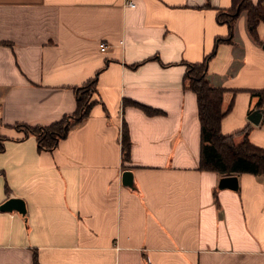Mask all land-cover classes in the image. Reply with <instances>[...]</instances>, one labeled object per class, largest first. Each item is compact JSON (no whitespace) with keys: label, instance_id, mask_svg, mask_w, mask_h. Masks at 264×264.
<instances>
[{"label":"crops","instance_id":"obj_1","mask_svg":"<svg viewBox=\"0 0 264 264\" xmlns=\"http://www.w3.org/2000/svg\"><path fill=\"white\" fill-rule=\"evenodd\" d=\"M231 6L0 0V206L15 197L26 209L0 208V264H264V175L234 173L237 188L220 187L226 174L199 168L198 96L184 86L188 63L216 48L207 77L224 89L221 129L250 123L264 147L252 93L264 89V20L252 32L243 10L232 40L217 43L230 33L218 12ZM96 75L89 115L41 149L23 125L73 113ZM127 169L138 189L123 183Z\"/></svg>","mask_w":264,"mask_h":264},{"label":"trees","instance_id":"obj_2","mask_svg":"<svg viewBox=\"0 0 264 264\" xmlns=\"http://www.w3.org/2000/svg\"><path fill=\"white\" fill-rule=\"evenodd\" d=\"M243 10L247 12V21L252 32L257 24L264 20V0H258L257 3L253 0H232V6L229 9H222L218 12V20L229 24L230 33L228 37H218L217 43L221 40H232L235 20ZM215 52L216 48L207 54L203 61L188 63L184 77V86L194 90L198 96L202 138L199 168L215 170L226 175L241 172L264 175V147L250 140L249 132L252 124L249 123L243 129L229 134L221 129L222 120L229 111V108L222 107L224 89L212 85L207 77L208 62ZM96 92L97 75L77 88V109L73 113L65 114L61 119L48 125L25 124L23 126L37 137L41 149H53L61 138L89 115L92 105L97 101L94 98ZM252 93L259 95L258 104L263 106L264 89H255ZM142 106L150 114L160 112L147 105ZM238 134L244 135L240 142L235 139ZM130 147L129 130L124 124L122 149L125 161L130 159ZM35 264H39L37 259H35Z\"/></svg>","mask_w":264,"mask_h":264},{"label":"water","instance_id":"obj_3","mask_svg":"<svg viewBox=\"0 0 264 264\" xmlns=\"http://www.w3.org/2000/svg\"><path fill=\"white\" fill-rule=\"evenodd\" d=\"M263 115V108L254 109L248 116L251 122L258 124ZM123 183L133 189H138L137 184L135 183L133 177V171L131 169H127L123 173ZM220 187L230 186L233 188H237V176L235 175H225L220 180ZM0 208L2 210H13L18 209L20 212L25 213V203L21 198H9L4 203L1 204Z\"/></svg>","mask_w":264,"mask_h":264},{"label":"built area","instance_id":"obj_4","mask_svg":"<svg viewBox=\"0 0 264 264\" xmlns=\"http://www.w3.org/2000/svg\"><path fill=\"white\" fill-rule=\"evenodd\" d=\"M132 6H134L135 5V3L134 2H131L130 3ZM107 47H108V44H107V42H101L100 43V48H101V50H106L107 49Z\"/></svg>","mask_w":264,"mask_h":264}]
</instances>
